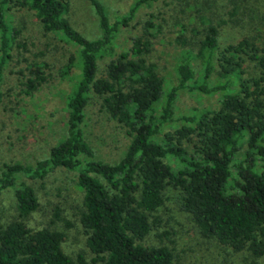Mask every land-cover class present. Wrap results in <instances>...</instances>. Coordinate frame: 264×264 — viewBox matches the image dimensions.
<instances>
[{"label":"trees","instance_id":"16d2710c","mask_svg":"<svg viewBox=\"0 0 264 264\" xmlns=\"http://www.w3.org/2000/svg\"><path fill=\"white\" fill-rule=\"evenodd\" d=\"M165 1L135 0L128 13L111 21L101 0H89L101 30L90 39L72 25L70 0H0V102L16 50L25 62L18 74L26 95L50 76V63L37 59L39 53L25 56L29 49L15 21L19 10L32 11L46 33L76 45L82 69L67 97L66 136L34 164L3 163L0 191L13 189L17 216L0 219V264H175L170 246L146 242L169 187L178 191L182 210L204 238L248 253L251 264L264 258V0H179L186 16L174 23L175 80L150 59L167 17L157 22L160 14L150 13L129 47H118L121 29L141 8ZM228 26L242 30L237 38H225ZM74 60L71 55L60 68L62 78ZM186 89L216 97V106L176 116ZM93 102L129 139L117 162L98 158L86 137ZM168 125L173 129L166 131ZM60 170L73 173L83 192L79 219L91 261L64 250L63 231L27 222L39 197L19 177L45 182Z\"/></svg>","mask_w":264,"mask_h":264},{"label":"rangeland","instance_id":"374dc122","mask_svg":"<svg viewBox=\"0 0 264 264\" xmlns=\"http://www.w3.org/2000/svg\"><path fill=\"white\" fill-rule=\"evenodd\" d=\"M70 1L69 18L72 25L90 39L99 37L101 30L98 16L89 0ZM101 1L107 8L111 21H114L117 16L128 13L135 0ZM182 7L185 8L179 0H166L152 7L141 8L130 26L121 29L119 49L129 47L150 13L160 14L157 22L162 21V17H167L163 33L158 37L150 59L158 64L160 73L167 80H175L178 48L173 39L179 26L174 23L176 17L182 19L186 16V12L180 11ZM15 21L17 27L22 29L19 40L25 41L29 49L25 56L33 59L34 54L39 53L40 57L37 59L50 63L47 70L50 76L32 95H26L18 74L25 62H19V51H15L1 83L3 99L0 102V172L4 162L21 161L34 164L38 159L47 157L51 147L66 136L67 97L82 74L81 57L76 45L60 40L53 33H46L34 13L27 9L17 11ZM241 31L237 27L228 26L224 36L229 40L235 39ZM71 55H75L73 68L67 77L62 78L60 68L68 62ZM105 60L100 61L102 68ZM199 68L198 65L196 70ZM216 104V97L199 96L186 89L181 91L178 98L176 116L191 113L194 109L215 107ZM84 129L98 158L113 163L123 156L129 143L125 131L116 121L108 119L95 102L87 108ZM171 129L172 125L165 127L166 131ZM21 181L30 182L39 197V207L29 217L28 224L34 228L50 226L63 231L64 250L72 256L83 253L91 261L94 254L87 246V235L79 219L83 192L75 183L73 173L56 171L45 182L21 175L18 183ZM15 203L13 189L0 191L2 222L11 221L17 216ZM57 208L60 210L59 216H56ZM156 214L159 222L146 242L170 246L175 254V264H251L252 258L248 253L233 252L214 239L204 238L189 215L182 210L179 193L172 187L166 191V201ZM256 264H264V258L258 259Z\"/></svg>","mask_w":264,"mask_h":264}]
</instances>
